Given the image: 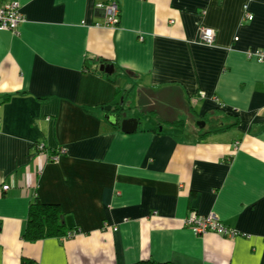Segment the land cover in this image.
Here are the masks:
<instances>
[{
	"label": "crops",
	"instance_id": "crops-1",
	"mask_svg": "<svg viewBox=\"0 0 264 264\" xmlns=\"http://www.w3.org/2000/svg\"><path fill=\"white\" fill-rule=\"evenodd\" d=\"M11 1L24 23L0 31V264H264V62L246 55L264 52V0ZM111 2L114 27L96 7ZM35 199L60 208L64 236L23 238ZM192 213L235 236L192 234Z\"/></svg>",
	"mask_w": 264,
	"mask_h": 264
},
{
	"label": "built area",
	"instance_id": "built-area-1",
	"mask_svg": "<svg viewBox=\"0 0 264 264\" xmlns=\"http://www.w3.org/2000/svg\"><path fill=\"white\" fill-rule=\"evenodd\" d=\"M19 7L20 6L18 2L16 1H11L6 4L0 2V31L15 32L20 24L24 23V17ZM96 7L104 11L105 17L107 18L106 24L108 26L114 27L117 24L119 21L118 6L115 2H111L109 4H99ZM244 18L251 20V15L245 12ZM213 42V31L210 28L203 29L200 34V44L208 47L211 46ZM246 55L255 59L257 58L264 62V53H262L261 50L246 51ZM200 95H202V93H200ZM38 146L39 149H42V145ZM63 152L64 150H61L59 153H57L58 156H52L50 160L56 162L58 159L57 157H59V155ZM7 189H9L7 185L2 187L3 192ZM186 225L189 226L192 234L196 236L205 235V233L208 232L215 234L218 233L230 237L235 236V232L230 228L225 227L216 215H205L204 217H198L192 213L186 220Z\"/></svg>",
	"mask_w": 264,
	"mask_h": 264
},
{
	"label": "trees",
	"instance_id": "trees-1",
	"mask_svg": "<svg viewBox=\"0 0 264 264\" xmlns=\"http://www.w3.org/2000/svg\"><path fill=\"white\" fill-rule=\"evenodd\" d=\"M118 93V92H117ZM224 118L225 120H231V117L225 115L219 116L216 114L215 123ZM223 122V121H220ZM236 121L232 123L234 126ZM226 125H223L225 128ZM223 127H217L214 125L212 130L208 131L209 134L218 132ZM28 222L24 230L23 238L26 240H41L42 238L49 237H61L65 235L64 226L62 222V213L60 208L55 204L42 203L35 199L29 206ZM136 264H170V263H157L152 260L145 262H138Z\"/></svg>",
	"mask_w": 264,
	"mask_h": 264
},
{
	"label": "water",
	"instance_id": "water-1",
	"mask_svg": "<svg viewBox=\"0 0 264 264\" xmlns=\"http://www.w3.org/2000/svg\"><path fill=\"white\" fill-rule=\"evenodd\" d=\"M103 73L109 75L113 73V67L112 65L104 66L100 69ZM111 105L106 106L103 110L104 112H107L108 114L106 115L107 121L112 124L113 126H120V131L125 133V134H130L137 129L138 123L134 118L130 119H121V120H116V118L111 114ZM203 125V123H200L198 126L199 128ZM63 225V222H62Z\"/></svg>",
	"mask_w": 264,
	"mask_h": 264
},
{
	"label": "flooded vegetation",
	"instance_id": "flooded-vegetation-1",
	"mask_svg": "<svg viewBox=\"0 0 264 264\" xmlns=\"http://www.w3.org/2000/svg\"><path fill=\"white\" fill-rule=\"evenodd\" d=\"M121 108L122 107H117L111 110V114L116 118L117 121L123 119V116L128 113L126 110Z\"/></svg>",
	"mask_w": 264,
	"mask_h": 264
},
{
	"label": "bare ground",
	"instance_id": "bare-ground-1",
	"mask_svg": "<svg viewBox=\"0 0 264 264\" xmlns=\"http://www.w3.org/2000/svg\"><path fill=\"white\" fill-rule=\"evenodd\" d=\"M262 53H264V52L262 51Z\"/></svg>",
	"mask_w": 264,
	"mask_h": 264
}]
</instances>
